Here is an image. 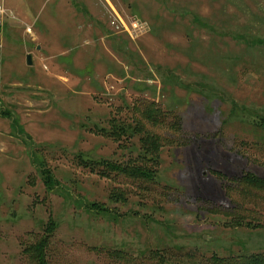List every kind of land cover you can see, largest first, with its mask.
<instances>
[{
	"label": "rangeland",
	"instance_id": "obj_1",
	"mask_svg": "<svg viewBox=\"0 0 264 264\" xmlns=\"http://www.w3.org/2000/svg\"><path fill=\"white\" fill-rule=\"evenodd\" d=\"M0 6V264H33L26 250L49 223L48 264H212L264 253V189L241 182L264 179V0ZM148 103L167 115L154 183L79 164L86 153L134 159L94 126L134 124Z\"/></svg>",
	"mask_w": 264,
	"mask_h": 264
},
{
	"label": "trees",
	"instance_id": "obj_2",
	"mask_svg": "<svg viewBox=\"0 0 264 264\" xmlns=\"http://www.w3.org/2000/svg\"><path fill=\"white\" fill-rule=\"evenodd\" d=\"M194 24L210 28L207 22H203L198 18L194 19ZM239 40H246L242 35H237ZM251 40L250 42H254ZM260 43L261 39L256 40ZM162 79V77H160ZM165 83V82H164ZM172 84V83H165ZM154 107V108H153ZM233 114V112L231 113ZM166 112L160 111V109L153 104H146L144 110L137 116L138 120H134V124L116 119H111L108 122V128H99L94 126L99 136L111 140L117 146L123 150L130 149V154H136L134 159H129L128 162L120 164L117 162H110L107 160L95 159L93 154H79L76 159L79 164L92 170L93 167H100L107 171L109 174L116 176H122L129 179L130 182H149L154 183L157 177L159 166H160V146L162 143L161 130L159 128L164 125ZM178 119V118H177ZM174 126L177 125L173 124ZM172 125V129H173ZM174 128V131H179L180 127ZM137 139L138 147H135L131 142L133 139ZM126 140L127 145L122 146L121 141ZM118 147V148H119ZM43 170V168H41ZM89 169V170H90ZM42 178L45 187L49 190H53L58 183L55 181L53 174L49 170L42 171ZM127 179V180H128ZM241 182L247 187H254L256 189H264V179H261L252 173H246L242 178ZM118 196L112 194L109 199H117ZM88 210H95L100 213H109V211L102 205L96 203H90L86 206ZM55 230V226L49 223L47 229L41 237H39L35 243L26 250L28 257L32 260L33 264H48L46 260L45 249L48 247V241ZM212 264H264V253L252 254L250 256H241L237 260L230 263H224L223 261H217L216 258H211Z\"/></svg>",
	"mask_w": 264,
	"mask_h": 264
},
{
	"label": "built area",
	"instance_id": "obj_3",
	"mask_svg": "<svg viewBox=\"0 0 264 264\" xmlns=\"http://www.w3.org/2000/svg\"><path fill=\"white\" fill-rule=\"evenodd\" d=\"M3 14V9H2V7L0 6V15H2ZM133 27L134 28H140V24H138L137 22H134L133 23Z\"/></svg>",
	"mask_w": 264,
	"mask_h": 264
},
{
	"label": "water",
	"instance_id": "obj_4",
	"mask_svg": "<svg viewBox=\"0 0 264 264\" xmlns=\"http://www.w3.org/2000/svg\"><path fill=\"white\" fill-rule=\"evenodd\" d=\"M26 63H27V65H31V61H30V57L29 56L26 57Z\"/></svg>",
	"mask_w": 264,
	"mask_h": 264
},
{
	"label": "crops",
	"instance_id": "obj_5",
	"mask_svg": "<svg viewBox=\"0 0 264 264\" xmlns=\"http://www.w3.org/2000/svg\"><path fill=\"white\" fill-rule=\"evenodd\" d=\"M93 156H94V155H93ZM94 158H97V157L94 156Z\"/></svg>",
	"mask_w": 264,
	"mask_h": 264
}]
</instances>
